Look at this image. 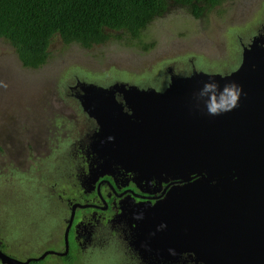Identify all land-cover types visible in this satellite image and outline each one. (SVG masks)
<instances>
[{
    "label": "water",
    "instance_id": "water-1",
    "mask_svg": "<svg viewBox=\"0 0 264 264\" xmlns=\"http://www.w3.org/2000/svg\"><path fill=\"white\" fill-rule=\"evenodd\" d=\"M168 75L158 91L118 82L71 87L95 116L90 147L101 170L118 167L135 181L178 180L154 202L121 210L132 224L129 245L138 259L154 264H264V33L241 46L239 63L228 73ZM210 77L221 86L240 85L237 107L209 116L203 100L196 106L193 93ZM66 228L62 251L17 260L0 250V263L64 255Z\"/></svg>",
    "mask_w": 264,
    "mask_h": 264
},
{
    "label": "rangeland",
    "instance_id": "rangeland-1",
    "mask_svg": "<svg viewBox=\"0 0 264 264\" xmlns=\"http://www.w3.org/2000/svg\"><path fill=\"white\" fill-rule=\"evenodd\" d=\"M262 33L264 0H223L198 18L181 7L170 6L150 20L138 37L130 40L120 35L109 36L98 44L81 47L75 42L64 44L54 36L48 43L45 61L36 68L23 67L8 42L0 38V81L7 85L0 86V141L13 145L18 140H29L32 133L40 130H43V136L44 130L51 127L48 123L51 119L46 121L43 117V98L45 104H51L57 94L64 105L72 108V102L63 93L74 75L95 80L103 86L114 81L139 86L155 82L157 85L152 86L156 88L162 85L166 76L164 67L168 64H172L170 67L174 72L181 74L188 71L192 63L196 70L222 75L237 67L241 46ZM148 44L146 49L141 48ZM168 73H172L169 68ZM62 129L68 137L72 135L70 125ZM56 187L49 188L54 192ZM7 196L8 199L1 203L5 206L0 210V238L11 251V254H5L23 260L36 256L46 246H50V251L58 246L59 242L56 246L49 242L61 235L59 225L47 222L49 214L45 207H40L45 202L53 203L52 199L56 201L49 189L33 185L28 189L9 190ZM15 203L18 206L10 205ZM8 206L18 209L11 210ZM11 220L19 225L15 228L1 226ZM31 220H36L35 228L29 225ZM43 222L47 223L42 225ZM102 243L95 244L89 257H85L86 254L75 261L70 255L68 259H72V264H137L122 251L124 243L115 241L110 246ZM125 243L129 245L130 241L127 239ZM42 261L43 264H61L58 258L49 255ZM141 264L154 263L142 260Z\"/></svg>",
    "mask_w": 264,
    "mask_h": 264
},
{
    "label": "flooded vegetation",
    "instance_id": "flooded-vegetation-1",
    "mask_svg": "<svg viewBox=\"0 0 264 264\" xmlns=\"http://www.w3.org/2000/svg\"><path fill=\"white\" fill-rule=\"evenodd\" d=\"M110 33L117 35L116 37L120 35L125 38L127 37L129 40L132 39L119 30L110 31ZM92 45L94 44L89 46ZM170 65L172 64L164 67V75L166 76L162 85L158 88H156L157 86H152L157 85L155 82L153 84H143L144 86L127 81H114L110 83L118 82L125 86L134 85L137 88L147 87L161 90L166 86L168 81V68L176 76L186 75L191 71L190 68H193V64L190 63L189 70L181 74L174 72ZM72 80V83L66 87L65 93H63L69 97V100L73 104L72 108L64 105L62 99L59 98L61 96L57 97V94L53 96L51 104L50 102L45 104V97L43 98V107L45 108L43 113L44 120L51 119V123L48 122L51 124V127L44 130L43 136V130H40L39 133H32V137L29 136V140H18L13 145L11 143L4 144L0 141V204L8 199L7 193L9 190L15 191L16 188L23 189V187L28 189L33 185L47 188L49 189V194L55 196L56 201L51 197L50 199L53 200V203L49 204L45 202L40 207H45L49 214L47 222L57 223L60 228L61 235L54 242H49L52 245H57L59 242L58 246L55 245V248H51L52 251L58 252L63 250V231L65 226H67V249L64 255L58 256L50 252L39 260L49 255L58 258L62 264L65 260L63 257L71 255L75 261H78L86 254L85 257H89L88 254L95 249V244L103 242L102 244L110 246L115 241H119L122 244L124 243L123 247L125 248L122 251L129 254V258L132 257L137 264L139 262L141 264L142 261L138 259L131 246L125 243L127 239L131 240L132 224L125 222L121 216V210L130 208L139 202H154L162 197L164 192L162 194L161 192L164 186L178 183V180L167 179L159 183L155 179H151L149 182H144L143 180L135 181L132 179V174L129 171H124L118 167L101 170L99 165L96 164L95 148L93 150L90 147L91 141L95 142V131L97 130L95 116H90L82 108L71 87L77 81L90 82L100 87L108 86L110 83L103 86L95 83V80H84L75 75ZM113 96L118 103L123 105L120 93L114 92ZM52 103L55 105L53 106ZM50 105H52V109ZM121 109L123 113H129V110L124 106ZM68 125L72 128V135H69L70 138L62 129L63 126L66 127ZM47 134L49 135L48 138ZM52 135H54V138H52ZM56 136L59 138H56ZM9 151L12 152V155L9 154ZM53 163L55 164L53 165ZM52 185L57 186L54 192L49 188ZM63 201L64 203H62ZM10 205L18 206V203ZM31 205L37 206L36 204ZM4 206L5 204H1L0 210ZM9 209L16 210L18 208L9 207ZM35 221L30 222L29 225L35 228ZM46 223L43 222L42 225ZM18 225V222L11 220L3 223L1 226L15 228ZM33 241L35 242V237H33ZM49 248L50 246H46L37 255L45 250H49ZM0 250L11 254L3 238H0ZM164 264L193 263L190 261L183 263L182 261L181 263L166 262Z\"/></svg>",
    "mask_w": 264,
    "mask_h": 264
},
{
    "label": "trees",
    "instance_id": "trees-1",
    "mask_svg": "<svg viewBox=\"0 0 264 264\" xmlns=\"http://www.w3.org/2000/svg\"><path fill=\"white\" fill-rule=\"evenodd\" d=\"M222 1L0 0V38L13 48L23 67L36 68L45 61L47 45L54 36L64 44L75 42L81 47L100 43L109 36L116 37L110 33L114 30L136 38L150 20L170 6L181 7L198 18ZM68 257H63V264H72ZM27 264H43V261Z\"/></svg>",
    "mask_w": 264,
    "mask_h": 264
},
{
    "label": "clouds",
    "instance_id": "clouds-1",
    "mask_svg": "<svg viewBox=\"0 0 264 264\" xmlns=\"http://www.w3.org/2000/svg\"><path fill=\"white\" fill-rule=\"evenodd\" d=\"M185 78H191V74ZM0 86L7 87L2 81ZM240 95L241 87L235 81H228L221 86L211 77L193 93L194 100L197 101L196 106L198 107L199 101L203 100L204 109L209 116H219L233 110L238 106Z\"/></svg>",
    "mask_w": 264,
    "mask_h": 264
}]
</instances>
